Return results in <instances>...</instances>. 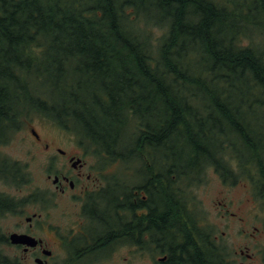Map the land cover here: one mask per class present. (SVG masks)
I'll return each instance as SVG.
<instances>
[{
    "label": "trees",
    "instance_id": "obj_1",
    "mask_svg": "<svg viewBox=\"0 0 264 264\" xmlns=\"http://www.w3.org/2000/svg\"><path fill=\"white\" fill-rule=\"evenodd\" d=\"M263 35L264 0H0V138L38 113L178 197L231 179L264 123Z\"/></svg>",
    "mask_w": 264,
    "mask_h": 264
},
{
    "label": "flooded vegetation",
    "instance_id": "obj_2",
    "mask_svg": "<svg viewBox=\"0 0 264 264\" xmlns=\"http://www.w3.org/2000/svg\"><path fill=\"white\" fill-rule=\"evenodd\" d=\"M30 133L22 153L12 149L14 135L0 138V264H209V226L187 189L178 197L160 171L139 173L127 161L69 152ZM238 142H248V160L236 155L234 183L243 180L261 204L244 206L254 233L251 240L241 229L251 241L239 253L264 264V123Z\"/></svg>",
    "mask_w": 264,
    "mask_h": 264
},
{
    "label": "rangeland",
    "instance_id": "obj_3",
    "mask_svg": "<svg viewBox=\"0 0 264 264\" xmlns=\"http://www.w3.org/2000/svg\"><path fill=\"white\" fill-rule=\"evenodd\" d=\"M146 7L150 9V6L146 5ZM151 12L155 14V7L151 9ZM154 14L153 18L156 20ZM150 24L149 22L148 26ZM152 31L155 37L163 33L159 27L152 28ZM262 38L264 41V35ZM251 43L258 49L264 46V43L258 41L257 38H253ZM31 128H34L44 140L69 152L85 151L89 155L95 154L91 149L84 147L74 133L61 129L38 113L24 118L22 125L13 136L14 146L12 149H16L17 153L23 152L20 139L34 137L30 133ZM235 141L234 137L232 142ZM36 174L40 175V171L38 170ZM237 179L239 180V178ZM42 180H44V185L50 182L46 180L45 175ZM237 181L234 183L233 178L229 179L216 171L215 168H209L204 179L197 186L188 190L187 193L191 196L197 216L206 221L215 239L223 245L224 254H226L227 260L232 262L231 264H239L240 260L244 261L240 264H262L258 258L255 259L256 263H249L248 259L239 253V250L244 249L247 245V237L244 238V234L242 236L244 231L241 229L247 231L246 234H249L250 239L253 237L251 234L254 233L253 227L248 222L251 206L245 208L244 206L261 204L257 199L258 196L250 190V187L243 180L240 183ZM64 204H67V200L64 201ZM240 205L243 207L242 209H240ZM242 216L245 218L243 223L240 222ZM249 249L250 252L253 251V248L250 247Z\"/></svg>",
    "mask_w": 264,
    "mask_h": 264
}]
</instances>
